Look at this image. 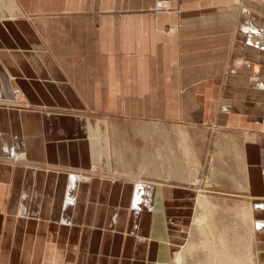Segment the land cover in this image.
<instances>
[{"label":"crops","instance_id":"0c3cea01","mask_svg":"<svg viewBox=\"0 0 264 264\" xmlns=\"http://www.w3.org/2000/svg\"><path fill=\"white\" fill-rule=\"evenodd\" d=\"M156 1L0 0V264H172L203 188L264 264V0Z\"/></svg>","mask_w":264,"mask_h":264},{"label":"rangeland","instance_id":"374dc122","mask_svg":"<svg viewBox=\"0 0 264 264\" xmlns=\"http://www.w3.org/2000/svg\"><path fill=\"white\" fill-rule=\"evenodd\" d=\"M168 1V0H167ZM170 2V1H169ZM171 3V2H170ZM172 5V4H171ZM173 8V7H172ZM154 9V7H153ZM155 11V9H154ZM171 11V10H170ZM169 32H174L175 31V28H170L168 29ZM17 91L18 92V89H14V92ZM14 93L15 95L17 94ZM17 96V95H16ZM181 146V144H180ZM180 148V147H179ZM180 150L182 151L181 152V155L184 156V150L182 149V147L180 148ZM191 160H192V163L195 162L194 161V156H193V152L191 154ZM96 166V165H95ZM182 171V170H181ZM98 172L94 171L93 173L91 172L90 176H93V175H96ZM183 176V175H182ZM204 189V188H203ZM201 190L200 193H205L204 190ZM208 194V193H207ZM220 196V195H219ZM211 198L213 200H215V197L214 196H211ZM229 198V197H228ZM218 202H220V199L217 200ZM222 205L221 207H218L219 209H215V213L214 215L212 216V218H215V221H212L214 224H216L217 226V229H213L212 231V234L213 235H216V237L214 236H211L213 237V240L215 239V244L214 247L215 249H213V251L215 252H211L209 247L205 246L204 243L206 242V239H205V236H202V238H200V236H196L197 240H196V244H198V248L195 249L196 252L194 253H190V252H186L185 253V257L183 256V258L185 259V261L183 262V264H221V263H215L214 260H217L218 259H222L219 257L220 254H216V252H218L222 247V239L220 241V237H221V232L223 230H226L227 228V239H228V242H229V247H227V251L230 252L229 255H231L230 257L233 259V263H235L236 260H238L240 258V255H246L247 254V248L246 246L250 247V243L252 245V238H251V233H252V224L250 221L248 222H244L242 217H243V213L245 212L244 210H246V212L248 211V208L245 206V204L239 206V207H236V206H233L231 205V200L230 199H225L222 201ZM220 206V205H218ZM195 208H196V205H195ZM200 209V208H199ZM198 209V212L200 211ZM202 210H204V207L201 208V212ZM245 212V213H246ZM200 213V212H199ZM198 213V214H199ZM240 213V214H239ZM241 215V216H240ZM204 215L201 214L200 215V218L199 220L202 219ZM225 216V217H224ZM222 217V218H221ZM224 218V219H223ZM241 218V219H240ZM226 219V220H225ZM236 219V220H235ZM239 221H238V220ZM213 220V219H212ZM211 221V220H210ZM219 221V223L217 222ZM235 221V222H234ZM250 222V223H249ZM219 225H218V224ZM221 223V224H220ZM193 222L191 224L192 228H191V232L193 231L194 229V226H193ZM223 224V225H222ZM225 224V225H224ZM220 226V227H219ZM224 226V227H223ZM251 226V227H250ZM226 227V228H225ZM230 227V228H229ZM225 228V229H224ZM230 229V230H229ZM219 230V231H218ZM188 231H190L189 227H188ZM187 231V232H188ZM190 234V232H188ZM215 233V234H214ZM211 234V235H212ZM240 237L242 238V240L240 241ZM218 241H217V240ZM226 239V238H225ZM220 243V244H219ZM185 246V245H184ZM184 246H181V247H177V252L181 251V248L184 247ZM206 251V252H205ZM210 251V253H208ZM253 251V250H252ZM196 253V254H195ZM241 253V254H240ZM253 253V252H252ZM201 254V255H200ZM252 261L256 263L255 259H254V254L252 255L251 257ZM172 264H180V263H177L176 260L175 262H173L172 260ZM224 264H227V263H224ZM231 264V263H230ZM238 264V262L236 263ZM251 264H253L251 262Z\"/></svg>","mask_w":264,"mask_h":264},{"label":"bare ground","instance_id":"6f19581e","mask_svg":"<svg viewBox=\"0 0 264 264\" xmlns=\"http://www.w3.org/2000/svg\"><path fill=\"white\" fill-rule=\"evenodd\" d=\"M185 131V130H184ZM183 132V131H182ZM184 134V133H183ZM187 142V141H186ZM21 155H18V157H20ZM178 175V174H177ZM218 203V202H217ZM215 201L211 200L210 197L206 196L204 193H199L198 194V201H197V208H196V213L194 215V221H193V226H194V229L193 231L191 232L190 231V234H189V239L187 241V243L185 244L184 247L181 248V251L177 252L175 254V260L177 263H180V264H183V262L185 261V259L183 258V256L185 255V253L188 251L190 253H194L196 252L195 249L198 248V244H196V236H200V238H202V236H205V239H206V242L204 243L205 246L209 247L210 251L213 253L215 251H213V249H215L214 245L215 244V239L213 240V237L211 236H214L216 237V235H213L212 234V231L213 229H217V226L216 224H214L212 221L216 222L215 221V218H212V216L214 215L215 213V209H219L218 207H221L218 206ZM246 206V205H245ZM204 207V210H202L201 212V208ZM200 208V209H199ZM248 208V211L246 212V210H244L245 212L243 213V221L244 222H248L250 221L251 224H252V211L249 207ZM198 209L200 210L198 212ZM199 213V214H198ZM203 214L204 216L202 217L201 220H199L200 218V215ZM240 214V213H239ZM241 216V215H240ZM225 217V216H224ZM222 218V217H221ZM213 219V220H212ZM224 219V218H223ZM241 219V218H240ZM211 220V221H210ZM226 220V219H225ZM236 220V219H235ZM238 220V219H237ZM239 221V220H238ZM219 223V221H217ZM235 222V221H234ZM249 222V223H250ZM217 223V224H218ZM221 224V223H220ZM219 225V224H218ZM223 225V224H222ZM225 225V224H224ZM220 227V226H219ZM224 227V226H223ZM251 227V226H250ZM226 228V227H225ZM224 228V229H225ZM230 228V227H229ZM227 230V228H226ZM226 230H223L221 232V237H220V241H221V249L216 252V254H220L219 257L222 258V259H218L217 260H214L215 263H221V264H224V263H227V264H236L238 262V264H251V262L253 264H255L254 261H252L251 257L253 255V251H252V245L251 243L249 244L250 247L246 246L247 248V254L246 255H240V258L238 260L235 261V263H233V259L230 257L231 255L229 251H227V247H229V242H228V239H227V231ZM230 230V229H229ZM219 231V230H218ZM253 231L252 230V233H251V238L253 240ZM212 234V235H211ZM215 234V233H214ZM196 235V236H195ZM226 238V239H225ZM196 239V240H195ZM217 240V239H216ZM242 240V238L240 237V241ZM198 241V240H197ZM218 241V240H217ZM220 244V243H219ZM210 251L208 253H210ZM206 252V251H205ZM196 254V253H195ZM241 254V253H240ZM201 255V254H200ZM185 257V256H184ZM186 258V257H185Z\"/></svg>","mask_w":264,"mask_h":264},{"label":"built area","instance_id":"2783aa9c","mask_svg":"<svg viewBox=\"0 0 264 264\" xmlns=\"http://www.w3.org/2000/svg\"><path fill=\"white\" fill-rule=\"evenodd\" d=\"M154 9L155 11H170L172 10V5L169 1L167 0H157L154 3ZM17 91H15L14 93H16ZM90 173L96 171V166L95 165H91L90 168ZM84 179H89L91 176L88 174L83 175Z\"/></svg>","mask_w":264,"mask_h":264}]
</instances>
